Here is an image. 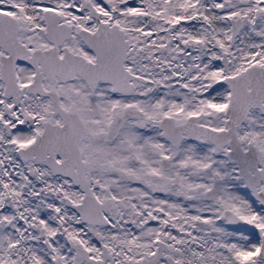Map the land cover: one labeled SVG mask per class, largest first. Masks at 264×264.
Masks as SVG:
<instances>
[{
  "label": "snow or ice",
  "instance_id": "6c2138e0",
  "mask_svg": "<svg viewBox=\"0 0 264 264\" xmlns=\"http://www.w3.org/2000/svg\"><path fill=\"white\" fill-rule=\"evenodd\" d=\"M0 264H264V0H0Z\"/></svg>",
  "mask_w": 264,
  "mask_h": 264
}]
</instances>
